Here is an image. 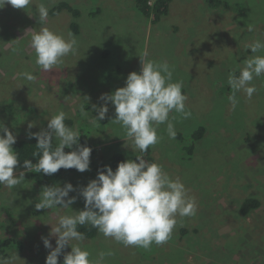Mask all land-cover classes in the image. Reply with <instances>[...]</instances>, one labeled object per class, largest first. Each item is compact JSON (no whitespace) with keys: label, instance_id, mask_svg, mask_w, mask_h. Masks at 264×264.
Wrapping results in <instances>:
<instances>
[{"label":"rangeland","instance_id":"obj_1","mask_svg":"<svg viewBox=\"0 0 264 264\" xmlns=\"http://www.w3.org/2000/svg\"><path fill=\"white\" fill-rule=\"evenodd\" d=\"M61 1L78 9L80 16L74 19L66 11L51 16L49 10ZM224 1L228 7L223 6ZM218 2L210 6L208 0H171L168 14L154 23L136 9L135 0H33L27 9L11 5L0 9V105L12 103L22 113H33L23 131L12 117L0 119L16 139L34 128L35 133L46 130L47 119L63 111L75 120L80 116L76 125L87 129L84 133L90 148L97 152L95 160L105 162V156L115 153L134 160L138 150L125 130L111 121L114 105L107 104L105 124L92 122L97 115L92 106L104 104L101 95L123 87L130 72L139 73V57L144 53L149 59L174 66L172 82L183 81L182 93L187 96L185 106L191 116L184 119L175 111L170 113V119L175 117L176 133L205 127L191 156L185 155L177 138H169L164 124L157 128L159 142L150 146L154 162L173 179L179 177L188 195L195 198L196 215L177 216L171 238L162 245L153 243L147 250L125 247L99 231L93 238L72 241L90 253L92 264L100 252L109 251L113 255H106L102 264H264V75L252 81L257 91L251 99L239 92L245 97L238 98L234 111L223 101L231 93L229 74L240 71L243 61L253 55L247 46L257 39L264 41V0ZM40 4L48 8L43 23L35 17ZM72 21L78 24L77 33L69 28ZM45 27L66 38L71 32L78 41L76 51L62 58L51 72L36 65L30 47L32 34ZM13 48L19 51L14 53ZM105 50L108 54L102 58ZM24 72L33 73L36 80L24 79ZM82 105L87 116L81 113ZM19 111L16 115L21 116ZM33 118H39L40 123H34ZM84 121L90 123L84 126ZM77 127L71 128L78 131ZM103 132L97 141L103 150L97 156L101 147L95 140ZM53 144L58 141L54 139ZM93 164L83 173L63 171L48 185H73L76 191L69 195L77 199L70 209L37 210L43 186L33 180L25 179L13 189L1 185L0 239L17 240L22 249L11 241L10 247L3 249L9 256L0 252V260L45 264L50 249L44 247L42 237L54 248L51 226L57 218L83 210L79 189L94 179ZM16 170L19 175L21 171ZM248 196L259 198L261 206L242 215L237 206ZM70 251L66 246L62 254Z\"/></svg>","mask_w":264,"mask_h":264},{"label":"clouds","instance_id":"obj_2","mask_svg":"<svg viewBox=\"0 0 264 264\" xmlns=\"http://www.w3.org/2000/svg\"><path fill=\"white\" fill-rule=\"evenodd\" d=\"M33 0H0V9L11 5L23 10L32 5ZM37 21L43 23L48 17V8L40 4L37 9ZM251 31V28H249ZM30 47L35 53V63L43 72H51L62 62V58L73 54L78 41L71 32L67 38L58 35L48 28L34 32ZM253 55L243 61L239 75L229 74L227 84L231 89L227 99L234 111L239 103L238 92L251 99L257 89L252 81L264 75V41L257 39L247 46ZM12 51L18 52L17 48ZM140 58L139 73L130 72L123 87L110 94H102L100 99L104 104L92 108L96 111L93 122L104 120L108 114V102L114 105L112 123L120 125L126 137L141 154L147 152L150 146L156 145L160 137L157 128L164 124L170 139L176 138L175 125L170 119V113L175 111L181 118L187 119L191 112L186 110L187 96L182 93L183 81L172 82L174 66L167 61H156L144 53ZM27 81H35L36 76L30 72L21 73ZM88 100V98L86 97ZM81 113L87 116L83 105ZM66 113L59 111L47 119V129L40 132H29V138H35L36 148L33 155L39 159L33 163L23 160L22 166L27 172L43 173L51 176L60 169H75L78 172L89 170L92 149L78 143L80 133L65 124ZM29 129L33 124L28 125ZM0 185L13 189L25 180V173L15 174L20 164L12 145L16 143V135L0 122ZM104 134L101 133L95 143ZM58 144L53 150V140ZM75 146V148H74ZM74 149L65 152L64 149ZM112 154L102 161L106 165L98 170L95 179L79 189L83 197L84 208L72 211V215H62L57 218L55 226H51V234L56 237L53 248L49 239L43 238V245L50 249L45 258V264H58V257L66 246L70 252L63 254V264H92L90 253L83 250L72 241H82L84 233L77 226L85 224L96 228L106 238H112L125 247L136 246L149 249L152 244L162 245L172 236L177 224V216L191 217L196 215L198 205L194 197L188 195L183 182L173 179L158 163L149 164L142 155H135V160L126 159L118 162L115 171L108 166L107 161ZM57 185V184H56ZM76 191L71 183L63 187H42L40 200L35 208L52 209L57 206L70 209L76 202V196L69 193ZM111 256V251L100 252L96 264H102L105 256ZM0 264H8L0 260Z\"/></svg>","mask_w":264,"mask_h":264},{"label":"trees","instance_id":"obj_3","mask_svg":"<svg viewBox=\"0 0 264 264\" xmlns=\"http://www.w3.org/2000/svg\"><path fill=\"white\" fill-rule=\"evenodd\" d=\"M147 1L148 0H135V7L137 10H139V12L144 17H146V19L151 20L152 23L159 21L162 16H165L168 14L169 4H170L171 0H155L153 2V5H149L147 3ZM219 2H218V0H208V4L210 6H215L217 4H220L221 2L220 3ZM223 6L228 7L229 5L227 4L226 1H224ZM239 6H237V8L238 9L241 8L240 12H242L244 8H242L241 5H239ZM98 10H95L93 12H98ZM62 11H66V12L70 13L74 19L80 16L79 10L74 8V6H72L70 3L65 2V1H61L58 4L54 5L49 10V14L51 16H56V15L60 14ZM69 28L73 33L78 32V24L75 21L70 22ZM107 54H108V50H105L102 53V58L104 56H106ZM236 72H235V74L239 75V71L237 70ZM237 95H238L237 98L240 99V96H242L243 97L242 99L244 100L245 96L241 95L239 92L237 93ZM227 97L223 98V101L225 104L229 103ZM243 103H244V101H243ZM86 106H90V104L87 103ZM224 106H225V109L227 110L226 105H224ZM242 108H243V105H242ZM8 109H10L11 112L6 113V111ZM17 110L19 111V108L16 105L13 106L12 103L8 104L6 106H3V104H1L0 105V114H2V115H0V119L5 120L8 116L12 117L14 119V125L19 126L18 130L23 131L25 129L23 127L26 125L27 118L31 117L33 113L31 111L30 112L27 111L29 113L26 114V113H22L19 111L21 113V116H20V115H16ZM76 117H77V120H75L74 117L73 118L67 117L65 119V124L67 126H69L70 128L73 126L77 127L76 124L78 123V121H79L78 118L80 119V116H76ZM33 119H35L34 123H36V124L40 123L39 118H37V119L33 118ZM95 122H93V123H95ZM98 122H100L102 124L106 123L105 119L98 121ZM88 123H90V122L84 121L82 125L86 126V125H88ZM77 129L81 135L79 140H78V143L82 146L91 147L89 138H88L87 134L84 133L85 131H87V129L86 128L81 129L78 127H77ZM35 130L37 131V129L34 128L33 130H30L26 133H21L22 135L21 134L20 135L24 136V137H19L18 139H16V143L14 145H12L13 151L17 153L18 158L20 160V164L17 166L16 169L25 173V179L33 180L42 186L51 185L57 180V178L61 175V173L63 171H75V169H60L57 173H55L51 176L44 175L43 173L27 172L22 166L23 160L29 159L33 163H35L39 159L38 155H33L34 153H37L39 151L35 146L36 140H35V138H31V139L29 138V132L35 133ZM204 134H205V127L203 125H199L191 133H187V134H182L180 132L176 133V138L180 141L181 148H182L183 152L185 153V155L187 154L188 156H191L193 154V150L195 148L196 142L198 140L202 139ZM56 145L57 144H53V150H54ZM74 148H75V146H74ZM71 150H74V149H68V148L64 149L65 152H68ZM96 153H97L96 150L92 149V153H91V157H90L91 158L90 163H94L92 165V169H93V171H95L94 179L97 176L98 170H102L103 167L106 165L102 161L95 160L94 157H95ZM136 155H142L143 158L149 164L155 163L154 158L152 157L150 147L148 148L147 152L142 153V154L139 151H137ZM123 160H125V157L123 156L122 153H115V154H112L110 156V158L107 161V164L111 168L116 169L118 162H121ZM134 160H135V156H134ZM18 170H16V171H18ZM0 188H1V185H0ZM260 206H261V200L259 198L255 197V196H248L246 198H243L240 206L238 205L237 208H238V212L240 214L247 215L252 210L259 209ZM57 208H62V207L57 206ZM77 230L84 233V237L86 239L93 238L98 233V230L96 228H93V227H91V225H88V224H85L83 226L78 225ZM181 232L184 233L185 230L182 229ZM11 241H14L15 243L18 244L17 248L22 249L21 243L17 240L0 239V252L4 253L5 248L10 247ZM9 254L10 253H4L3 256H9ZM58 264H63V254L58 257Z\"/></svg>","mask_w":264,"mask_h":264},{"label":"crops","instance_id":"obj_4","mask_svg":"<svg viewBox=\"0 0 264 264\" xmlns=\"http://www.w3.org/2000/svg\"><path fill=\"white\" fill-rule=\"evenodd\" d=\"M169 10H170V9H169ZM99 146L101 147V150H100V152L97 154V156H98L99 154H101V153H102V150H103V144L100 143ZM97 156H96V157H97ZM233 165H234V163H233Z\"/></svg>","mask_w":264,"mask_h":264},{"label":"built area","instance_id":"obj_5","mask_svg":"<svg viewBox=\"0 0 264 264\" xmlns=\"http://www.w3.org/2000/svg\"><path fill=\"white\" fill-rule=\"evenodd\" d=\"M155 0H148L147 1V3L149 4V5H153V2H154Z\"/></svg>","mask_w":264,"mask_h":264}]
</instances>
